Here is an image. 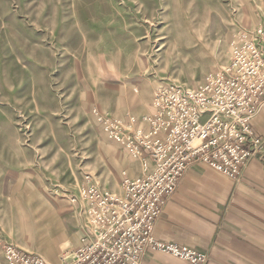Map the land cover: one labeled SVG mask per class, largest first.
I'll list each match as a JSON object with an SVG mask.
<instances>
[{"label":"rangeland","instance_id":"obj_1","mask_svg":"<svg viewBox=\"0 0 264 264\" xmlns=\"http://www.w3.org/2000/svg\"><path fill=\"white\" fill-rule=\"evenodd\" d=\"M260 24L264 0H0V264L7 245L60 264L89 192L144 173L159 86L223 72Z\"/></svg>","mask_w":264,"mask_h":264},{"label":"built area","instance_id":"obj_2","mask_svg":"<svg viewBox=\"0 0 264 264\" xmlns=\"http://www.w3.org/2000/svg\"><path fill=\"white\" fill-rule=\"evenodd\" d=\"M264 109V24L231 41L223 72L194 86H159L147 131L133 139L144 173L127 182L123 197L89 192L87 224L80 243L60 264H143L148 250L165 251L192 264L208 254L159 239L155 226L185 172L202 163L230 177L262 148L253 117ZM121 138L120 134L117 139ZM9 264H51L39 253L6 246Z\"/></svg>","mask_w":264,"mask_h":264},{"label":"crops","instance_id":"obj_3","mask_svg":"<svg viewBox=\"0 0 264 264\" xmlns=\"http://www.w3.org/2000/svg\"><path fill=\"white\" fill-rule=\"evenodd\" d=\"M253 125L264 138V109ZM155 235L207 253L206 264H264V143L238 177L192 164L158 219ZM142 263L192 264L154 250Z\"/></svg>","mask_w":264,"mask_h":264}]
</instances>
